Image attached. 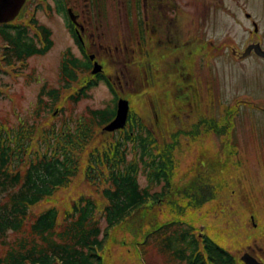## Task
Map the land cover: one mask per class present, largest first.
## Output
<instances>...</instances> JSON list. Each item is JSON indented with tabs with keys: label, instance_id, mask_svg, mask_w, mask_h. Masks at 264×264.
I'll return each mask as SVG.
<instances>
[{
	"label": "rangeland",
	"instance_id": "rangeland-1",
	"mask_svg": "<svg viewBox=\"0 0 264 264\" xmlns=\"http://www.w3.org/2000/svg\"><path fill=\"white\" fill-rule=\"evenodd\" d=\"M228 2L229 8L216 10L215 24L207 30L217 49L224 50L215 58L214 68L206 67L209 62L204 56L208 53L195 52V71L184 73L181 92L180 85H162L163 78L156 76L149 86L143 82L144 75L133 71V77L141 76L136 87L143 85L126 89L120 98L129 102L133 121L152 132L154 155L166 158L170 187L167 182L150 184L143 171L139 174L142 187L149 186L151 193L163 192L167 197L161 198V220L192 225L197 237L202 234L210 238L244 264L241 257L249 252L264 262V58L253 54L240 59L232 50L242 54L251 43H259L264 50V0ZM184 11L193 15L190 10ZM39 19L40 24L51 27L56 45L45 56L30 60L31 75L25 78L0 65V122L11 133L23 129H34L38 134L48 129L60 132L81 123L90 124L91 110L114 106L115 96L104 84L95 85L88 97L77 103L70 100L100 68L97 73H79L69 89L63 88L59 60L72 41L61 18L48 19L41 14ZM192 21L185 17L186 30H194L192 23H187ZM205 47L211 46L205 43ZM110 65L107 74L114 77L116 69L113 63ZM44 88L60 90L53 109L46 108L52 101L40 96ZM208 113L215 116L212 124L202 120ZM103 128H96L89 150L102 149L113 140ZM129 154V160L135 159ZM83 168L68 188L35 207L33 214L52 205L63 213L83 196L101 200L97 196L99 186L88 183ZM96 218L105 228L100 209ZM131 231V226H124L111 233L104 264H184L175 262L156 242L146 247L141 259L135 248H140L142 237L137 238ZM6 250L0 244V257Z\"/></svg>",
	"mask_w": 264,
	"mask_h": 264
},
{
	"label": "trees",
	"instance_id": "trees-1",
	"mask_svg": "<svg viewBox=\"0 0 264 264\" xmlns=\"http://www.w3.org/2000/svg\"><path fill=\"white\" fill-rule=\"evenodd\" d=\"M27 51L28 55L38 52L33 43L20 41L13 57ZM65 76L72 82L65 86L69 89L76 75L68 72ZM94 82L91 80L79 97L70 99L77 103L88 97ZM40 96L48 97L52 104L46 108L53 109L60 90L44 88ZM115 108L91 110L90 124L60 132L48 129L38 134L23 129L11 133L0 122V244L7 248L0 264H104L111 233L124 226H131L132 234L142 237L140 248H135L141 259L146 247L156 242L178 263L242 264L210 238L197 237L192 225L161 220V198L167 197L163 192L151 193L149 186L142 187L139 174L143 171L150 184L167 182L170 187L167 161L154 155L152 132L134 122V116L128 129L109 133L113 136L110 144L89 150L96 128L115 118ZM129 145L133 149L129 150ZM129 153L135 159L129 160ZM82 168L88 183L99 186L101 200L80 197L63 213L51 202L52 207L33 214L35 207L68 188ZM102 182L105 187H100ZM99 209L105 228L96 218Z\"/></svg>",
	"mask_w": 264,
	"mask_h": 264
},
{
	"label": "flooded vegetation",
	"instance_id": "flooded-vegetation-1",
	"mask_svg": "<svg viewBox=\"0 0 264 264\" xmlns=\"http://www.w3.org/2000/svg\"><path fill=\"white\" fill-rule=\"evenodd\" d=\"M14 1L23 3L15 19L0 22V65L12 69L22 77H29L30 60L45 56L56 45L51 27L40 24V15L48 19L57 16L61 18L64 30L68 31L72 41V45L62 52L63 57L59 60L62 61L60 67L62 81L65 83L63 88L72 83L70 76L63 77V74L73 72L77 80L79 73L92 74L98 65L100 70L93 76V80L97 86L104 84L112 90L115 111L121 99L120 94L124 95L130 87L139 88L143 85L136 87L141 76L133 77V71L144 75L143 82L149 86L156 76L163 78L162 85L171 82L180 85L178 92H181L184 73L187 70L191 73L195 71V52L208 53L204 56L208 58V70L214 68L215 58L224 54V50L217 49L215 39L210 38L207 30L208 26L215 24L216 10L230 7L228 0ZM184 10L192 11L193 15L189 16ZM186 16L192 18L193 21L187 23H192L194 30L185 29ZM246 17L251 19L248 13ZM20 41L33 43L40 53L28 55L27 51L13 57V51ZM205 43H209L211 47L206 48ZM257 44L259 43L249 44L242 54L236 50H232V54L244 59L243 55L247 53L249 46ZM253 54L257 56L255 51L249 56ZM185 61L188 64L185 65ZM111 63L116 69L114 77L107 74ZM158 74L162 77H158ZM86 84L74 96L79 97ZM210 115L204 114L202 120L207 119L212 124L215 116ZM252 255L263 262L257 255Z\"/></svg>",
	"mask_w": 264,
	"mask_h": 264
},
{
	"label": "water",
	"instance_id": "water-1",
	"mask_svg": "<svg viewBox=\"0 0 264 264\" xmlns=\"http://www.w3.org/2000/svg\"><path fill=\"white\" fill-rule=\"evenodd\" d=\"M2 1L4 0H0V4ZM8 1H11L12 3L10 5H14V7L11 8L10 6H8L9 3L6 6L4 4L1 5L0 22H8V21L15 19L23 3L22 1L21 2L14 1V0H8ZM257 31H258V27L255 24V32ZM253 50L258 56L264 58V50L261 48L259 44L247 49V53L243 55V58H246ZM97 69H99V67ZM95 73H97V70L95 71ZM129 112H130L129 102L127 100L120 99L118 102L115 118L109 124H107L103 128V130L108 133L125 130L127 127L128 119H129ZM242 261L245 264H264L263 262L258 261L255 257H253L252 255L248 253H246L242 257Z\"/></svg>",
	"mask_w": 264,
	"mask_h": 264
},
{
	"label": "bare ground",
	"instance_id": "bare-ground-1",
	"mask_svg": "<svg viewBox=\"0 0 264 264\" xmlns=\"http://www.w3.org/2000/svg\"><path fill=\"white\" fill-rule=\"evenodd\" d=\"M8 3H9L8 6H10L11 8L14 7V5H10V4L12 3L11 1H8V0L5 1V0H4V1L1 2V4H0V8H1V5H2V4H4V5L6 6ZM97 68H98V65L95 66V68H94V72H93V73H95V71L98 70ZM92 81L94 82V80H92ZM87 84H88V83H87ZM87 84H86V86H87ZM94 84L97 85V84H96V81L94 82ZM85 89H86V88H85ZM85 89H84V90H85ZM228 119H229V118H228ZM131 121H133V120L131 119L130 122H131Z\"/></svg>",
	"mask_w": 264,
	"mask_h": 264
}]
</instances>
